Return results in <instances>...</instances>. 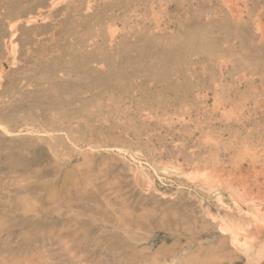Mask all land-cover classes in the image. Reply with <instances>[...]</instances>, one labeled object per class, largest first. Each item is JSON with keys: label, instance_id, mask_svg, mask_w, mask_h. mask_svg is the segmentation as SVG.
I'll return each mask as SVG.
<instances>
[{"label": "rangeland", "instance_id": "obj_1", "mask_svg": "<svg viewBox=\"0 0 264 264\" xmlns=\"http://www.w3.org/2000/svg\"><path fill=\"white\" fill-rule=\"evenodd\" d=\"M0 264H264V0H0Z\"/></svg>", "mask_w": 264, "mask_h": 264}, {"label": "bare ground", "instance_id": "obj_2", "mask_svg": "<svg viewBox=\"0 0 264 264\" xmlns=\"http://www.w3.org/2000/svg\"><path fill=\"white\" fill-rule=\"evenodd\" d=\"M263 221V220H262ZM263 224V223H262ZM245 242V241H244Z\"/></svg>", "mask_w": 264, "mask_h": 264}]
</instances>
